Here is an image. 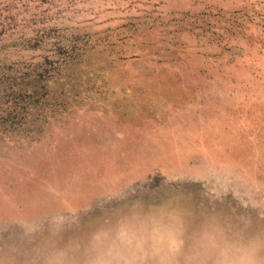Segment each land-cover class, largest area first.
Wrapping results in <instances>:
<instances>
[{"label":"rangeland","instance_id":"obj_1","mask_svg":"<svg viewBox=\"0 0 264 264\" xmlns=\"http://www.w3.org/2000/svg\"><path fill=\"white\" fill-rule=\"evenodd\" d=\"M54 44L81 51L12 125L0 82V259L136 231L129 261L194 233L201 264H264V0H0V68Z\"/></svg>","mask_w":264,"mask_h":264},{"label":"trees","instance_id":"obj_2","mask_svg":"<svg viewBox=\"0 0 264 264\" xmlns=\"http://www.w3.org/2000/svg\"><path fill=\"white\" fill-rule=\"evenodd\" d=\"M32 41V40H31ZM39 42L33 41L32 44L26 46L29 51H38L37 45ZM44 51V49H43ZM80 49L74 46H68L66 48L59 45H48L45 52H51L53 55H42L37 61H33L29 58L27 61H13L5 68H0L4 72H0V82L10 85L11 91L14 87L24 85L27 87L25 91L17 92L12 91L5 98V103H2V113L4 118L2 122L11 124L18 122L19 119H24L31 112L34 107L41 106V100L46 96V92L43 91L44 85L52 79L54 74H57L62 68L74 61L80 54ZM15 64L19 66V70L16 72L12 69ZM22 69V70H21ZM21 70V71H20ZM6 71V73H5ZM16 75H13L14 72ZM31 84L39 85L40 90L33 91L30 89ZM21 115L19 119L17 116Z\"/></svg>","mask_w":264,"mask_h":264},{"label":"bare ground","instance_id":"obj_3","mask_svg":"<svg viewBox=\"0 0 264 264\" xmlns=\"http://www.w3.org/2000/svg\"><path fill=\"white\" fill-rule=\"evenodd\" d=\"M141 227H143L144 222H141ZM175 233L179 235V238L182 239V231L179 232L175 230ZM105 234V233H104ZM139 232H126L125 234H122L121 237H118L115 239L116 234H109L104 236H99L91 242L90 245H85L84 247H81L82 255L81 258H87L90 256L91 261H87L84 264H144L145 262L150 261V264H201L202 262V254H199L198 252V243L197 238H194V233L183 241L184 245H181L179 249H177V258L175 261L172 259V255L165 256L164 258H161L158 255L154 256H140L141 260H137L132 253V261H129L127 252L131 250L129 247H133L134 240H142L144 237V234L139 235ZM191 234V233H190ZM101 235V234H100ZM202 241V240H201ZM200 241V243H201ZM69 246V245H68ZM184 246H187L183 248ZM62 247V246H61ZM134 250V249H133ZM46 255L42 261L39 264H63L62 263V257L58 255L57 259L54 261L53 256ZM135 254V253H134ZM27 255V254H26ZM184 257V260H181V258ZM212 259V258H210ZM209 259V261H210ZM13 258L11 257V260L8 259H0V264H13ZM85 261V260H84ZM173 261V262H172ZM213 261V259H212ZM79 262V261H78ZM172 262V263H171ZM64 264H80L77 263V260L73 263L67 262ZM211 264V263H210Z\"/></svg>","mask_w":264,"mask_h":264}]
</instances>
